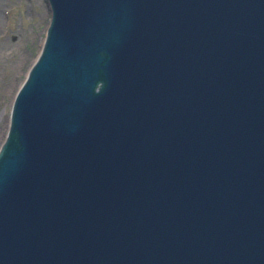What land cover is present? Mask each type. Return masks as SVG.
<instances>
[{
    "label": "water",
    "instance_id": "obj_1",
    "mask_svg": "<svg viewBox=\"0 0 264 264\" xmlns=\"http://www.w3.org/2000/svg\"><path fill=\"white\" fill-rule=\"evenodd\" d=\"M49 3L0 264H264V0Z\"/></svg>",
    "mask_w": 264,
    "mask_h": 264
},
{
    "label": "rangeland",
    "instance_id": "obj_2",
    "mask_svg": "<svg viewBox=\"0 0 264 264\" xmlns=\"http://www.w3.org/2000/svg\"><path fill=\"white\" fill-rule=\"evenodd\" d=\"M49 19L45 0H0V146L11 102L40 52Z\"/></svg>",
    "mask_w": 264,
    "mask_h": 264
}]
</instances>
